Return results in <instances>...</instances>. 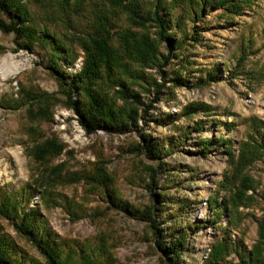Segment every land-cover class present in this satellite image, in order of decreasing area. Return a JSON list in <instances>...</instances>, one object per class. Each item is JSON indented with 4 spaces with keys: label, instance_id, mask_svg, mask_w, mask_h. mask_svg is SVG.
Masks as SVG:
<instances>
[{
    "label": "rangeland",
    "instance_id": "374dc122",
    "mask_svg": "<svg viewBox=\"0 0 264 264\" xmlns=\"http://www.w3.org/2000/svg\"><path fill=\"white\" fill-rule=\"evenodd\" d=\"M10 1L23 4L30 26L39 35L48 34L52 43L37 44L29 53L20 48L23 40L0 32V62L10 55L21 65L17 74L4 79L0 74V194L21 193L26 185L37 189L28 206L27 194L19 195L21 210L35 208L59 239L68 244L75 241L73 248L91 251L94 245L103 244L114 259L112 264H163L152 230L145 223L108 208L97 196L85 193L83 183H71L65 177L100 163L113 176L118 193L129 204L139 208L155 204L160 208L157 224L164 230L163 238L181 230L186 233L185 248L175 264H204L213 244L228 238L242 250L260 246L264 264V239L259 238L260 225L264 224V155L245 169L253 184L246 193L252 197L246 206L226 211L221 201L228 193L220 187L232 172L228 142L236 159L238 144L255 136L251 121L264 124V0H257L239 16L229 17L230 23L218 18L219 11L206 16L202 41L191 50L196 64L193 76L204 75L217 66L219 82L200 89H176L174 97L163 96L155 103V95L143 91L142 100L153 107L142 115L136 127L122 135L97 132L90 136L79 125L77 115L66 107V88L46 66L58 48L63 69L70 73L80 70L82 54L76 42L81 35L91 33L102 1ZM111 25L108 41L115 47L116 33L125 27L124 17H112ZM99 85L112 90L108 82ZM30 90L48 94V102H27ZM191 102H202L211 111L201 112L191 120L181 117V109ZM43 106L51 112L50 120L39 113ZM196 121L203 122L200 134L192 131L185 143H179L180 134ZM140 133L149 135L152 144H160L166 151L169 139H176L175 148L156 161L145 154L129 153L131 146L140 143ZM259 133L264 135V128ZM49 139L56 141L62 151L39 165L31 153ZM203 141L210 142L204 157L196 153ZM148 166L159 171L154 192L162 194L161 202L147 187L151 185ZM51 168L62 171L63 179L49 181L47 171ZM42 189L47 193L41 200ZM214 195L221 209L218 219L209 203ZM61 196L86 206V215L73 220ZM13 222L17 223V219L0 215L4 234L11 236L26 256L44 263L36 245L20 235ZM226 260L239 262L235 253Z\"/></svg>",
    "mask_w": 264,
    "mask_h": 264
},
{
    "label": "trees",
    "instance_id": "16d2710c",
    "mask_svg": "<svg viewBox=\"0 0 264 264\" xmlns=\"http://www.w3.org/2000/svg\"><path fill=\"white\" fill-rule=\"evenodd\" d=\"M101 1V7L92 21L91 33L81 35L76 42L82 54L80 70L70 73L63 69L58 61L59 56H62L58 48L54 49L51 60L46 66L47 70L61 82V86L66 88V107L77 115L79 125L88 136L97 132L122 135L129 132L130 128L136 127L142 115H147L153 107V104L142 100L143 91L154 94L155 103L163 96L174 97L176 89L190 87L200 89L219 82L217 66L210 68L204 75L193 76L196 72V64L191 50L202 41L205 29L202 25L205 18L210 13L219 11L218 18L224 23H230L229 17L239 16L257 0ZM0 12L3 15V19H0V32L3 35L13 34L17 41L23 40L21 49L31 53L37 44L52 43L48 34L39 35L30 26L26 8L20 2L0 0ZM116 15L124 17L125 27L117 31V45L112 47L108 35L112 27V17ZM53 41L56 43L55 39ZM157 76L159 77L156 78ZM102 82H108L111 92L99 85ZM166 84L169 86L166 87ZM49 98L48 94L36 90H30L26 95V101L29 103H47ZM38 111L43 117L51 119V112L46 106L40 107ZM210 111L211 108L202 102H191L181 109L179 115L191 120L201 112ZM251 122L255 136L238 144L236 159L230 151V142L227 144L232 172L226 175L220 184V187L228 193V196L221 201L226 211L231 207L237 209L240 205L246 206L249 199H252L246 194L252 189L253 184L245 169L264 155V135L259 133V129L264 128V124L256 120ZM202 129L203 122H193L191 127L180 134L179 143H185L192 131L200 134ZM139 137L140 143L131 146L128 151L145 154L149 160H160L161 155L175 148L176 139L173 138L169 139V150L166 151L162 145L152 144L149 135L140 133ZM201 143L196 153L204 157L210 142ZM61 151L62 147L56 141L49 139L35 146L31 157L35 163L41 165ZM147 171L151 179V185L147 184V187L154 198L161 202L162 194L154 192L158 188L159 171L152 166H148ZM62 173L57 168H51L47 171V178L49 181L61 180ZM65 177L71 183H83L84 192L97 196L108 205V208L145 223L152 230L156 247L164 258L163 264H175L179 260L185 248L186 233L181 230L172 233L168 239L163 238L164 230L157 224V213L160 208L155 204L142 208L129 204L118 193L113 176L107 173L100 163H93L89 169L66 174ZM28 187V185L23 187L21 193L0 194V215L8 219L12 217L17 219V223L13 222L17 232L36 245L44 257V263L26 256L11 236L4 234L0 224V264H112L114 262L108 248L103 244L94 245L91 251L79 246L73 248L72 244L75 241L68 244L67 241L59 239L51 232L46 220L35 208L21 210L19 195L27 194L26 206H28L30 199L37 192V189H32L30 186L29 190ZM46 193L41 190V200L46 198ZM215 196L209 200L214 209L209 206L211 210L213 209L212 214L214 213L218 219L221 209ZM61 199L65 202L64 208L73 220L86 215V206L82 203H71L63 196ZM213 223L217 224V221ZM259 238L264 239V224L260 225ZM232 253L236 254L239 262H227L226 257ZM204 264H263V260L260 246L255 245L250 251H246L228 238L217 240L213 244L208 254V261Z\"/></svg>",
    "mask_w": 264,
    "mask_h": 264
},
{
    "label": "bare ground",
    "instance_id": "6f19581e",
    "mask_svg": "<svg viewBox=\"0 0 264 264\" xmlns=\"http://www.w3.org/2000/svg\"><path fill=\"white\" fill-rule=\"evenodd\" d=\"M21 70L20 63L16 62L12 56L8 55L0 62L1 78L10 74H17Z\"/></svg>",
    "mask_w": 264,
    "mask_h": 264
}]
</instances>
